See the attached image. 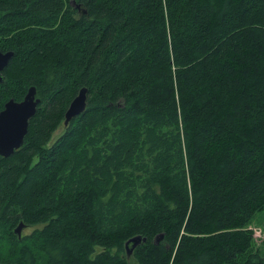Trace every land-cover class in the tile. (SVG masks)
I'll return each mask as SVG.
<instances>
[{"label":"trees","instance_id":"trees-1","mask_svg":"<svg viewBox=\"0 0 264 264\" xmlns=\"http://www.w3.org/2000/svg\"><path fill=\"white\" fill-rule=\"evenodd\" d=\"M0 51V111L41 100L0 157V264H264V0H0Z\"/></svg>","mask_w":264,"mask_h":264},{"label":"water","instance_id":"water-1","mask_svg":"<svg viewBox=\"0 0 264 264\" xmlns=\"http://www.w3.org/2000/svg\"><path fill=\"white\" fill-rule=\"evenodd\" d=\"M72 5L73 7H78L74 1ZM13 56L14 54L11 51H0V84L4 82V70ZM87 99L88 90L85 87L79 89L64 113V127H67L72 119L86 110ZM40 103L41 100L37 97L35 86H30L20 101H15L11 98L5 102L0 111V157L9 158L16 150L21 148L24 138L28 133L29 122L35 116ZM24 228L25 225L21 222L14 229V233L18 238H21ZM162 237V234L157 235L154 243L157 245ZM145 241L146 238H142L139 235L128 239L124 243L127 257H130L134 249Z\"/></svg>","mask_w":264,"mask_h":264},{"label":"rangeland","instance_id":"rangeland-1","mask_svg":"<svg viewBox=\"0 0 264 264\" xmlns=\"http://www.w3.org/2000/svg\"><path fill=\"white\" fill-rule=\"evenodd\" d=\"M65 130L63 123L59 125L56 131L52 134L49 144H52ZM252 231V236L256 247L260 248L262 251V256L264 257V212H259L254 216V219L250 226L248 227ZM33 228H24L22 235L29 234Z\"/></svg>","mask_w":264,"mask_h":264}]
</instances>
